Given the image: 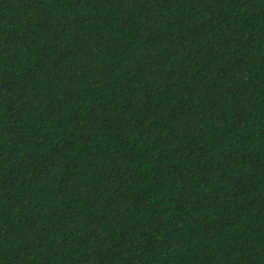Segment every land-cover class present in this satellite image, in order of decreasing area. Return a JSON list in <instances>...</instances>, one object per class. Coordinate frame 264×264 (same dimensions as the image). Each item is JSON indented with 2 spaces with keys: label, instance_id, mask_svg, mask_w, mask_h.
Here are the masks:
<instances>
[{
  "label": "trees",
  "instance_id": "obj_1",
  "mask_svg": "<svg viewBox=\"0 0 264 264\" xmlns=\"http://www.w3.org/2000/svg\"><path fill=\"white\" fill-rule=\"evenodd\" d=\"M0 264H264V0H0Z\"/></svg>",
  "mask_w": 264,
  "mask_h": 264
}]
</instances>
